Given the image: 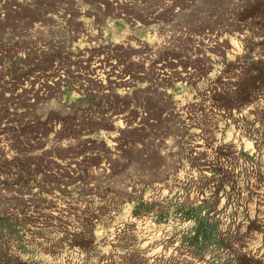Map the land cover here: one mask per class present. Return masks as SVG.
Here are the masks:
<instances>
[{
    "label": "rangeland",
    "instance_id": "obj_1",
    "mask_svg": "<svg viewBox=\"0 0 264 264\" xmlns=\"http://www.w3.org/2000/svg\"><path fill=\"white\" fill-rule=\"evenodd\" d=\"M0 6V264H264V0Z\"/></svg>",
    "mask_w": 264,
    "mask_h": 264
},
{
    "label": "bare ground",
    "instance_id": "obj_2",
    "mask_svg": "<svg viewBox=\"0 0 264 264\" xmlns=\"http://www.w3.org/2000/svg\"><path fill=\"white\" fill-rule=\"evenodd\" d=\"M2 5V4H1ZM0 9H1V6H0ZM86 35V34H85ZM201 52V51H200ZM203 53V52H202ZM201 53V54H202ZM104 72H105V62H104V59H99V60H96V64H95V66H93L92 67V69H90V75H91V79L92 80H94L95 82H97V83H102V84H104V86H105V89H106V91H109V92H114V94H115V92L117 93H120L121 94V92H122V88L123 87H126L127 88V86H129L130 85V83H129V81H128V79H123L119 74H113V73H111V71H106L105 72V75H104ZM190 76L191 75H183V77H184V79L186 80V78L187 79H189L190 78ZM183 79V80H184ZM102 88H104V87H102ZM117 89H119V90H117ZM124 89V88H123ZM104 90V89H103ZM125 90V89H124ZM117 93V94H118ZM110 94H112V93H110ZM123 94V93H122ZM113 95V94H112ZM121 96V95H120ZM227 113H231V111H221V114H224V115H226ZM242 111H240L239 110V113H238V111H236V110H234V111H232V114H233V117L234 118H236V119H240V118H242L243 116H242ZM110 118V117H109ZM112 118V117H111ZM117 118V117H116ZM128 118V117H127ZM115 119V118H114ZM121 120V119H120ZM119 120V121H120ZM106 121H108L107 119H106ZM110 122H109V124H110V126H115V129L116 130H122V128L121 127H119L117 124H119V122L118 123H114L113 124V120H109ZM122 122V121H121ZM133 122V121H132ZM121 124V123H120ZM121 125H123V124H121ZM109 126V125H108ZM126 126V125H125ZM42 142V141H41ZM38 143V142H37ZM44 144V143H43ZM36 145V144H35ZM37 146H41L40 145V142H39V144H37ZM171 178V177H170ZM173 178V177H172ZM172 178L171 179H169L170 180V183H171V181H172ZM197 199H200V200H202L200 203H202L203 202V195H201L200 197H196ZM263 256H264V252H263V254H262ZM149 257V256H148ZM147 257V258H148Z\"/></svg>",
    "mask_w": 264,
    "mask_h": 264
}]
</instances>
